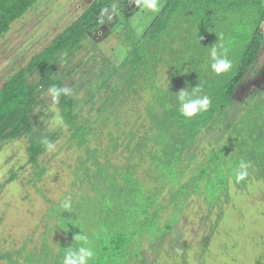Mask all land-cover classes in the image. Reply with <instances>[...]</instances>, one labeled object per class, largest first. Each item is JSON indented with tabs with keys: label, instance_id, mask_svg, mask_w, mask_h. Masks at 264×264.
Here are the masks:
<instances>
[{
	"label": "trees",
	"instance_id": "obj_1",
	"mask_svg": "<svg viewBox=\"0 0 264 264\" xmlns=\"http://www.w3.org/2000/svg\"><path fill=\"white\" fill-rule=\"evenodd\" d=\"M37 1L0 0V38ZM116 1L95 0L0 88V151L19 140L27 143L28 164L34 169L31 183L42 180L46 171L39 159L63 135L44 126L49 118L43 110L46 95L55 100L71 147L82 152L75 169L79 190L68 196L71 208L62 207L68 197L45 199L49 208L37 244L8 250L0 243V264H63L66 250L81 246L75 239L79 234L88 237L87 246L94 251L88 264H223L212 256V238L226 224L228 209L240 211L244 204H234V197L245 195L250 184L264 182V94L246 106L234 100L264 45V0H163L141 33L121 26L127 54L118 65L103 58L94 63L99 68L92 66L78 79L69 80L71 71L61 77V60L76 56ZM183 22L189 26L186 34L232 53L230 70L200 94L209 98L208 109L191 118L181 115L178 94L158 83L166 70V49L173 52V62H180L174 31ZM53 86L71 91L57 99L49 91ZM148 91L152 102L144 113L150 127L141 117L138 124L124 117L132 114L130 104L145 102L142 95ZM139 109L143 112L139 107L138 115ZM203 139L211 140V146L198 160ZM116 154L123 160L115 162ZM241 160L250 165L248 176L236 181ZM15 177L11 174L4 185ZM247 194L245 201L257 207L255 193ZM196 199L207 207L202 219L209 226L192 256L179 227ZM244 228L228 233L223 254L239 248ZM261 239L255 241H261V254L252 264H264Z\"/></svg>",
	"mask_w": 264,
	"mask_h": 264
},
{
	"label": "rangeland",
	"instance_id": "obj_2",
	"mask_svg": "<svg viewBox=\"0 0 264 264\" xmlns=\"http://www.w3.org/2000/svg\"><path fill=\"white\" fill-rule=\"evenodd\" d=\"M94 1L38 0L22 18L14 22L10 30L0 38V88L15 72L23 69L32 57L50 45ZM157 6L161 9L164 1L157 0ZM154 17L155 13L144 6V0H117L102 15L99 27L89 32V39L82 43V48L76 56L70 62L64 58L61 60L58 73L63 77L71 71L72 76L69 80H73L78 79L79 75L87 72L92 66L99 68L100 65H94V63H101L100 60L103 58H108L114 65H118L127 54L126 47L123 45L126 34H123V37L120 34L123 30L121 26L125 27L124 30L132 26L135 33H141ZM188 27L186 22H183L174 31V49L180 53V62H173V52L166 49V70L162 71L163 77L158 83H160L159 87L166 91L170 90L173 94L186 88L190 93H194L193 98H196L200 97L204 88L209 87L208 83L217 81L219 74L211 69L212 46H206L210 40L203 41L192 34H186L185 30ZM217 51L221 55H226L227 58L232 55L224 49H217ZM169 65L173 66L170 70L167 69ZM145 94L142 95L146 98L145 102L136 100L130 104L132 114L124 117L134 122L137 119V124L142 121L138 118L141 117L150 127V120L147 114L145 116L144 109H147L152 102L147 95H152V92L148 91ZM262 94H264V45L256 63L240 84L234 100L237 104L246 106ZM44 100L46 103L43 110L49 117L44 121V126L47 131L60 129L63 135L39 159L40 167L46 171L42 180L35 185L31 183L34 169L28 164L27 143L24 140L11 143L0 151V243L8 250H16L24 243H27L29 247L34 245L32 243L37 244L44 230L45 221L42 220L49 208L45 199L57 202L63 197L77 194L79 190L75 169L82 152L71 147L67 129L60 120L55 100L49 95H46ZM139 107L143 108V112L141 113L139 109L138 115ZM210 143L209 139L199 142L198 160L202 159L201 152L209 151ZM121 151L122 149L118 153ZM114 156L115 162L123 160L117 154ZM11 174L16 176L15 179L4 185ZM139 174L143 178L144 172ZM144 178L147 182L145 175ZM246 191L255 193L254 202L258 201L257 207L245 201V198H248L247 192L243 196L234 197V204H244L238 207L240 211L226 208L228 213H226V224L222 226L224 231L219 227L218 236L212 238L210 251L214 260L218 257L217 262L252 264L251 262L261 254V241H255L256 238H264L261 235L264 232V222H261L262 214H264V203H261L262 200L264 201V182L252 183ZM168 213L166 216H169ZM208 213L202 199H196L188 213H184L185 218L184 221L182 219L179 229L183 235V242H187L190 246L189 255L195 254L197 250L193 249H197V243L203 238V232L209 226V223L204 225L202 219L206 218ZM242 225L245 227V232H240L241 239H237L241 241L239 248L228 255L223 254L221 247L226 244L225 239L228 233L234 230V227L242 229ZM250 232L255 235L250 236L251 240H249ZM210 262L211 260L209 264Z\"/></svg>",
	"mask_w": 264,
	"mask_h": 264
},
{
	"label": "clouds",
	"instance_id": "obj_3",
	"mask_svg": "<svg viewBox=\"0 0 264 264\" xmlns=\"http://www.w3.org/2000/svg\"><path fill=\"white\" fill-rule=\"evenodd\" d=\"M144 6L153 13L159 11L157 0H144ZM210 57L213 61L211 63V69L216 74L227 72L232 67V62L226 57V55L219 54L215 46L211 47ZM49 91L55 98L58 99L61 92L68 94L71 90L67 88L58 89L53 86L49 89ZM177 93V99L180 102L179 111L184 118H191L199 112L206 111L209 107L210 100L206 95L193 98L195 94L190 93L186 88L181 89ZM249 167L250 165L247 162L243 160L240 161L238 171L235 173L236 181H242L248 176L247 170ZM70 200V197L64 200L62 204L64 209L71 208ZM75 239L81 242V246L76 249L69 247L64 254L63 264H88V262L94 257V251L91 247L87 246L88 237L79 234L75 235Z\"/></svg>",
	"mask_w": 264,
	"mask_h": 264
}]
</instances>
